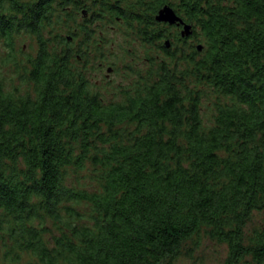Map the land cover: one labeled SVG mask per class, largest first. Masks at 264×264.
I'll use <instances>...</instances> for the list:
<instances>
[{"label": "trees", "instance_id": "16d2710c", "mask_svg": "<svg viewBox=\"0 0 264 264\" xmlns=\"http://www.w3.org/2000/svg\"><path fill=\"white\" fill-rule=\"evenodd\" d=\"M262 212L264 0H0V264H264Z\"/></svg>", "mask_w": 264, "mask_h": 264}, {"label": "rangeland", "instance_id": "374dc122", "mask_svg": "<svg viewBox=\"0 0 264 264\" xmlns=\"http://www.w3.org/2000/svg\"><path fill=\"white\" fill-rule=\"evenodd\" d=\"M93 6V4H91ZM78 22L83 23V18L80 17ZM114 29H105L104 35L106 37L110 38L114 43L115 46V52L120 58L128 57L127 52L136 50V53L139 55L144 56V50L145 47L142 46V44L138 43L136 38H134L131 33H125L121 32L119 29L120 27L118 25L112 26ZM17 42V53H19L18 58H23V56L20 55V50L23 49V54L28 55L35 51L36 49V42L34 38L28 37L26 35H21L16 39ZM108 51V48H107ZM2 52V51H1ZM129 62V60L127 61ZM122 63V62H121ZM11 65L7 67V71L10 70ZM6 70L4 72H7ZM106 74V73H105ZM121 79L120 76L112 75L110 80L112 81L110 83L115 84L119 82ZM95 81L99 82L100 84H104V86L107 85V81L104 80L103 75H98L95 78ZM257 227H264V212L257 213L254 215V218L252 222L247 227L246 232L250 234L254 228ZM228 256V248L224 244H219L214 241L205 240L200 248L194 250L191 254L184 253L182 257L175 263V264H225V261Z\"/></svg>", "mask_w": 264, "mask_h": 264}, {"label": "water", "instance_id": "95a60500", "mask_svg": "<svg viewBox=\"0 0 264 264\" xmlns=\"http://www.w3.org/2000/svg\"><path fill=\"white\" fill-rule=\"evenodd\" d=\"M156 21L158 23L169 24L170 26L183 24L184 29H183V31L181 33L182 37L183 38H188V37L193 35V27H192V25L184 24L182 19L179 16H177L175 10H173V8L168 6V5L164 6L159 11V13L156 16ZM166 45L169 48L170 47V42L167 41ZM202 49H203L202 46L198 47L199 51H202Z\"/></svg>", "mask_w": 264, "mask_h": 264}, {"label": "flooded vegetation", "instance_id": "af4514ba", "mask_svg": "<svg viewBox=\"0 0 264 264\" xmlns=\"http://www.w3.org/2000/svg\"><path fill=\"white\" fill-rule=\"evenodd\" d=\"M171 7V6H170ZM173 8V7H172ZM173 10H175L174 8H173ZM176 12V14H177V16H179L180 18H181V16L180 15H178V13H177V11H175ZM159 13V11L157 12V14ZM84 14L86 15V17H88V14L86 13V12H84ZM157 14H152L153 15V17H154V20H156V16H157ZM182 19V18H181ZM182 21H183V23L184 24H188V23H186L183 19H182ZM157 22V21H156ZM158 23V22H157ZM159 24H164V23H159ZM165 26H167L168 28H170V29H172V30H175L176 32H178L179 34H180V36H182L181 35V33H182V31H183V29H184V26H183V24H180V25H173V26H170L169 24H164ZM193 27V26H192ZM193 33H194V31H193ZM193 36H190V37H188V38H182V39H186V40H188V41H190V39L192 38ZM106 73V74H105ZM103 77H104V80H106V81H108V80H110V78H111V76H112V72H111V69H103ZM101 75V76H102ZM97 84H99V82L97 81L96 82Z\"/></svg>", "mask_w": 264, "mask_h": 264}]
</instances>
